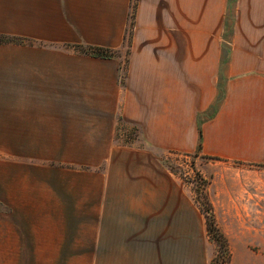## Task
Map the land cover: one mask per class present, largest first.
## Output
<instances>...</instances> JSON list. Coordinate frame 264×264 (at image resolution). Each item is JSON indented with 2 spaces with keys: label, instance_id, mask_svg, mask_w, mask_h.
I'll return each instance as SVG.
<instances>
[{
  "label": "crops",
  "instance_id": "1",
  "mask_svg": "<svg viewBox=\"0 0 264 264\" xmlns=\"http://www.w3.org/2000/svg\"><path fill=\"white\" fill-rule=\"evenodd\" d=\"M228 5L0 0V32L23 39L0 43V151H52L37 137L69 135L70 104H119L152 148L194 153L200 143L209 159L264 164V0H237L223 98L199 120L218 96ZM128 24L123 87L116 61L52 45L117 48ZM128 157L93 177L39 176L35 164L0 158V264H210L215 244L198 206L180 183Z\"/></svg>",
  "mask_w": 264,
  "mask_h": 264
},
{
  "label": "rangeland",
  "instance_id": "2",
  "mask_svg": "<svg viewBox=\"0 0 264 264\" xmlns=\"http://www.w3.org/2000/svg\"><path fill=\"white\" fill-rule=\"evenodd\" d=\"M238 11L237 0H229L223 23V56L217 76V98L225 89V68L231 38L237 25ZM61 26L63 25H53L55 30L61 29ZM132 27V24L125 26L123 40L117 48L87 43L79 39H55L52 45L56 49H64L86 57H96L88 53L89 47H101L106 57L96 58L116 61L118 84L123 87ZM22 41L21 36L0 32V43ZM38 43L42 44L40 41ZM218 103L213 104L203 116H199V120L211 116ZM69 107L71 115L69 135L37 137L39 148L44 147L47 141L48 144L52 143V151H15L8 154L0 151V158L35 164L39 168V176L47 175L46 170H53L61 175L80 174L93 177L95 173L104 174L110 160L116 159L121 153H126L133 164L143 163L154 172L180 183L183 193L197 206L196 199L202 202L201 182L208 181L215 192L213 195L217 208L215 222L218 227L221 225L228 231L232 240V245L228 243L230 257L227 264H264L263 164L219 162L204 158L196 152L183 153L152 148L142 139L137 124L120 112L119 104H70ZM199 211L201 212L200 209ZM213 242L215 244L213 264H226L224 248Z\"/></svg>",
  "mask_w": 264,
  "mask_h": 264
},
{
  "label": "trees",
  "instance_id": "3",
  "mask_svg": "<svg viewBox=\"0 0 264 264\" xmlns=\"http://www.w3.org/2000/svg\"><path fill=\"white\" fill-rule=\"evenodd\" d=\"M89 54H91L92 56H96V57H106L105 54H103L102 52V48L97 46V47H89ZM224 94V93H223ZM223 94H221V96H219L216 99L215 103H218L222 100L223 98ZM201 133L199 130V137H200ZM199 145L200 143H198V148L197 151H195L198 154V149H199ZM204 158H213V157H205ZM218 159V158H215ZM250 164H254V165H262V164H255V163H250ZM264 165V164H263ZM202 180V179H201ZM208 181H204L202 180L201 182V192H200V196L202 198V202H200L198 199H196L197 203H198V208L201 210L204 218H205V226H206V230H207V234L208 236L217 243V245L222 246L224 248L225 251V263L227 264L229 261V257H230V251H229V247H228V241L227 238L225 236V234L221 231V229L218 227V225L215 222V215H214V210H213V205L210 201L209 195H208ZM215 234V237L213 238V235ZM213 260L215 262V258L213 257L211 259V264H213Z\"/></svg>",
  "mask_w": 264,
  "mask_h": 264
}]
</instances>
